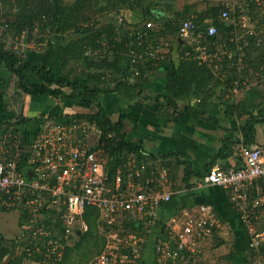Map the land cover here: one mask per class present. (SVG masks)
I'll list each match as a JSON object with an SVG mask.
<instances>
[{"label": "built area", "instance_id": "built-area-1", "mask_svg": "<svg viewBox=\"0 0 264 264\" xmlns=\"http://www.w3.org/2000/svg\"><path fill=\"white\" fill-rule=\"evenodd\" d=\"M255 2L253 16L256 21L258 17L263 21L259 25L258 21L256 25H247L250 20L247 14L233 18L234 7L229 5L219 11L220 22L238 25L243 30L238 34L234 28L228 42L208 39L218 34L213 16L201 24L197 15L179 19L177 37L190 45L185 55L209 65L234 61L241 66L245 57L239 54L234 58V51L244 50L243 43L253 38L258 45L264 41V0ZM231 43L236 44L235 50ZM163 45L169 46L168 43L158 48L148 45L144 52L134 54L132 67L136 75L141 71L139 64L151 59L158 65L156 60L164 59ZM13 50L18 54L23 49L16 45ZM2 136L0 128V197L6 209L18 213V224L19 218H24L13 237L18 244L17 254L24 251L27 257L37 258L41 264H59L66 248L78 239V232L88 230L84 213L86 207H91L97 212L98 229L106 241L103 250L86 264H144L142 253L152 239L156 264H185L187 258L192 259L190 264H217L202 260L204 247L222 241L221 231L226 227L213 207L200 205L197 213L170 217L156 232L159 208L173 197L174 183L168 170L157 159L147 169L130 157L126 169L118 166L110 175V156L100 142L101 129L96 122L70 117L57 120L47 115L22 166L19 136L9 134L10 141ZM240 154L241 166L213 165L201 181L228 191L249 237L246 264H264V228H258L255 222L264 214V192L256 184L258 180L264 181V150L241 145ZM129 221L142 223L144 233L119 228ZM124 247L129 252H122Z\"/></svg>", "mask_w": 264, "mask_h": 264}, {"label": "crops", "instance_id": "crops-1", "mask_svg": "<svg viewBox=\"0 0 264 264\" xmlns=\"http://www.w3.org/2000/svg\"><path fill=\"white\" fill-rule=\"evenodd\" d=\"M167 13L170 14L168 11ZM256 22L255 19H250L246 24L253 26ZM259 23L262 22H257V25ZM7 27V24L6 27L2 24L0 45L5 49L21 45L23 51H26L24 58L33 64L37 63L45 50L42 47L44 42L35 40L36 37L30 42H25L28 30L15 34L13 30H7ZM233 32L232 29L231 36ZM236 32L241 34L243 30ZM31 42L34 44L31 45ZM262 44L255 43L248 46V50L245 47L240 51L245 57L241 66L234 61L211 64L217 80L209 82L204 90L201 88L199 92L188 97L174 98L176 105L169 104L171 100L163 96L168 87L167 70L173 65L169 61L160 63L156 68L154 66L143 69V89L135 96L132 93H128L131 97L123 96L115 90L110 91L114 82L106 81L103 84L105 87L102 85L104 90L98 97L113 121L119 120L121 115L125 116V137L133 142H143L142 157L129 154L120 167L126 169L128 158L133 157L138 164L148 169L149 163L157 159L162 167L168 170L174 183L173 197L159 208V219L154 230L158 232L170 217L194 214L200 205H209L226 223L225 229L221 231L222 240H225L223 245L231 246L228 250L229 253H236L237 264H244L249 258V237L246 228L238 211L230 202L228 191L221 186L204 184L201 178L213 165L224 168L241 166V145L258 146L264 150ZM178 51V47L173 50L175 58ZM0 78V122L4 123L1 126L2 137L9 140V134L19 136L22 146L28 151L31 150L36 132L47 115L60 113L70 117L76 113L86 114L94 110L97 112L99 109L96 103L87 107L78 102L65 103L51 95L35 97L24 93L18 87L17 76L8 69L5 62H0ZM32 78L33 81L39 82L36 76ZM19 117L24 118L23 122L13 127L12 123ZM250 122L254 124L255 133L252 141L246 142L244 128ZM12 138L14 137H10ZM256 184L261 185L264 192V181L258 180ZM255 222L258 228H264V214L261 213ZM19 225L17 221V228ZM18 231L19 229L12 236H5L13 238ZM216 242L218 241H214L212 245H216ZM209 245L204 247L202 260L218 263L220 256L215 251L218 249L221 254V247H211V252L208 253ZM225 246L222 247L224 250Z\"/></svg>", "mask_w": 264, "mask_h": 264}, {"label": "trees", "instance_id": "trees-1", "mask_svg": "<svg viewBox=\"0 0 264 264\" xmlns=\"http://www.w3.org/2000/svg\"><path fill=\"white\" fill-rule=\"evenodd\" d=\"M1 1L11 6L16 5L17 13L13 14V18H5L2 21V24L8 25L7 30H13L14 33L28 30V37L25 42H30L36 37L35 40L46 41L47 47L44 48L41 59L33 64L26 57L24 58L23 55L26 51L20 50V53L16 54L12 48L5 49L3 45H0V62H5L8 69L17 76L18 87L24 93L35 97L51 95L60 98L65 103L78 102L87 107L95 103L99 106L97 112L76 113L70 118H86L98 124L101 129L100 142L103 143V147L110 156V175L115 173L116 167L122 165L127 155L134 154L139 158L142 157L143 142L142 140L133 142L125 137L123 131L125 127L124 115H121L119 120L113 121L105 111L104 104L98 97L99 93L104 90L102 85L106 81L108 83L114 82L110 91L115 90L123 96L131 97L128 93L135 96L143 89V69L154 66L156 68L165 61L172 62V67L167 70L168 87L163 96L171 100L169 104L176 105L174 98L188 97L199 92L201 88L204 90L209 82L217 80H215V73L209 64L185 55V50L189 49L190 45L178 39L177 23L179 19L188 15L185 16L183 12H176L170 18L167 10L172 9V0H163L162 3L161 0L150 3H146V0ZM245 3V10L242 6L234 7L232 17L240 18L243 14H247L250 19L254 20L253 12L257 8L255 0H246ZM223 7L225 5L212 6L197 15L199 24L210 16L215 17L214 22L218 26V34L214 37H208L211 41L227 40L228 42L232 29H240L238 25L233 27V25L220 22L217 19L218 13ZM112 10L115 14L109 15ZM139 11H142L140 18L129 19L130 13L138 12L139 14ZM108 15L114 17L116 22L101 25V20ZM37 21H40L39 29L35 24ZM257 21L263 22L259 17ZM148 22L151 23L150 27L147 26ZM70 30L77 37L66 40L64 34ZM163 43L169 45H163L164 59L156 60L158 65H154L152 63L154 60L151 59H148L146 64H139L141 71L136 75L132 67L134 54L144 52L149 47L148 45L158 48ZM177 43L179 44L176 45ZM255 43L256 40L253 38L249 43H243V49L246 47L248 50V46ZM183 45L184 48H182ZM230 45V47L236 48V44L231 43ZM211 46L213 45L211 44ZM176 47L179 51L175 58L173 50ZM89 51L91 53H87ZM240 51H234V58L241 53ZM72 61L83 65L82 71L76 75H74V70L68 69V65ZM34 76L38 78L39 82L33 81L32 77ZM0 80L2 79L0 78ZM103 86L105 87V85ZM65 88L69 91L66 92ZM49 116L57 120L68 118V115L60 113H51ZM23 120L24 118L19 117L15 123H12V126L15 127ZM2 124L4 123L0 122V128ZM246 126L244 128L245 141L250 142L254 136L255 128L251 122L250 124L247 123ZM20 148L22 150L20 166H22L30 152L22 145ZM2 211L11 212L12 210L5 208L0 197V212ZM48 220L50 221V219ZM84 220L88 223V230L82 234L79 233L75 243L66 248L64 257L59 264H80L76 263L75 255H88L85 261L87 262L89 257L95 256L103 250L106 238L99 232L96 210L86 207ZM23 223L24 218L20 217L19 224L22 225ZM59 224H62V221H59ZM119 228L124 231L140 233L145 231L142 223L131 221L125 222ZM222 241L215 246L223 245L225 240ZM16 245L18 244L15 239L6 237L0 229V264L4 263L6 257L11 259L10 256L17 257L13 264H20L23 260L37 261V258L27 257L24 251L20 255V252L17 254ZM94 247L95 249H93ZM147 249L142 253L144 264H156L154 244L150 263L146 257ZM121 251L129 252L126 247L122 248ZM227 256L229 262L220 260L217 264L238 263L235 252H230ZM10 259L9 261H12ZM191 261L192 259L187 258L184 262L190 264ZM244 264L246 263L244 262Z\"/></svg>", "mask_w": 264, "mask_h": 264}, {"label": "rangeland", "instance_id": "rangeland-1", "mask_svg": "<svg viewBox=\"0 0 264 264\" xmlns=\"http://www.w3.org/2000/svg\"><path fill=\"white\" fill-rule=\"evenodd\" d=\"M13 1V0H12ZM66 2L71 1V0H65ZM160 0H146V3H150V2H159ZM163 0H161L160 2L162 3ZM246 0H172V9L171 10H167L170 14L169 17L172 18L173 14L176 12H183L184 15H198L199 13H201L202 11H206L208 8L212 7V6H222V5H229L230 7H235V6H242V8L244 9V5H246ZM0 12L3 13L2 17L0 18V29L2 28V21H4L5 18H13V14L17 13L16 10V5L13 4L12 6L10 4H6L5 2H2L0 0ZM2 10V11H1ZM245 10V9H244ZM115 14L114 10H112L109 15ZM106 16L101 20V25L106 24V23H114L116 22L114 17L112 16ZM142 16V11H139L136 13H130L129 14V19L131 20H136L137 18H140ZM37 25V28L39 29L40 26V21H37L35 23ZM36 28V27H35ZM38 31V30H37ZM72 30H70V32H66L65 37L66 40H69L71 38H75L77 37V35L72 34L71 32ZM46 42V41H45ZM44 42V46L42 47H47L46 43ZM34 43L31 42V45H33ZM164 44V43H163ZM68 69L69 70H74L75 73L74 75H76L77 73L81 72L83 69V65L82 63H75V62H71L68 65ZM68 91L69 89H65V91ZM27 95H25L26 97ZM26 103H27V98H26ZM6 106V105H5ZM96 110H94L95 112ZM7 118V117H6ZM17 221H18V213L16 211H11V212H0V228L3 230V233L7 236H12L14 235V233L20 229L19 227L17 228ZM19 232V231H18ZM219 242H216V244ZM225 244V243H224ZM215 245L211 244L208 246V250L207 252L210 253L211 252V247H214ZM225 245L220 246L221 249H219V252L222 251L221 254L218 253V247H214L217 250L215 252H217V254L220 256V260L221 261H225V262H229V258H228V254H229V250L231 249V246H226L224 248H226V250H224L222 247ZM229 248V250H228ZM95 249V247L93 248ZM22 251V249H20ZM225 252V253H224ZM22 252H20L21 254ZM19 254V255H20ZM152 254H153V242L152 240L150 241L149 245H148V249L146 251V257L149 261V263L152 260ZM88 256V255H87ZM87 256H76L75 255V261L76 263H80V264H86L88 262V260H90L94 255H92L91 257H89L86 261ZM11 259L9 257L5 258V261L3 264H13V261L17 260V257L15 256H10ZM12 260V261H9ZM85 262V263H84ZM20 264H41L39 262H34V261H28V260H23Z\"/></svg>", "mask_w": 264, "mask_h": 264}, {"label": "water", "instance_id": "water-1", "mask_svg": "<svg viewBox=\"0 0 264 264\" xmlns=\"http://www.w3.org/2000/svg\"><path fill=\"white\" fill-rule=\"evenodd\" d=\"M78 233H80V231Z\"/></svg>", "mask_w": 264, "mask_h": 264}]
</instances>
